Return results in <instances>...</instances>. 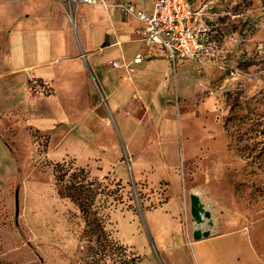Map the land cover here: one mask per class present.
<instances>
[{
	"label": "rangeland",
	"instance_id": "1",
	"mask_svg": "<svg viewBox=\"0 0 264 264\" xmlns=\"http://www.w3.org/2000/svg\"><path fill=\"white\" fill-rule=\"evenodd\" d=\"M191 1L205 8L204 18L231 56L211 66L179 62L177 75L186 83L162 97L166 127L160 141L167 155L178 152L171 177L164 179L161 173L133 176L135 154L127 152L119 130L118 152L106 162L99 153L84 160L78 144L73 146L70 140L84 133L78 119L52 130L33 126V110L39 106L48 114L44 99L54 88L35 76L22 83L4 64L0 41V264H175L146 221L172 195L182 203L188 249L187 259L181 262V255L178 261L199 264L192 249L191 193H199L211 211L212 224L204 227L211 230L209 264H264V0ZM64 3L71 14V3ZM101 105L108 104L102 99ZM139 105L138 116L148 105L135 95L125 112ZM73 180L93 188L90 224L77 202L60 194V186ZM120 213L141 219L146 242L132 244L118 235ZM96 216L106 231L97 228ZM159 222L162 229V218Z\"/></svg>",
	"mask_w": 264,
	"mask_h": 264
},
{
	"label": "crops",
	"instance_id": "2",
	"mask_svg": "<svg viewBox=\"0 0 264 264\" xmlns=\"http://www.w3.org/2000/svg\"><path fill=\"white\" fill-rule=\"evenodd\" d=\"M118 1L74 3L69 14L64 0H0L2 60L22 83L35 76L54 88L44 99L48 103V114L41 113L39 106L33 110L30 117L33 126L52 130L78 119V128L84 135L73 137L70 140L73 146L78 144L84 160L87 154L99 153L106 162H111L118 152L116 132L119 130L127 152L135 154L131 161L133 176L148 179L161 173L159 178L164 179L166 174L171 177L178 152L167 155L164 149L167 145L160 141L166 127L162 123V97L171 95L176 84L181 90L186 83L177 75L179 62H197L179 59L174 64L160 49L147 54L141 31L145 23L117 6L103 3ZM129 1H133L136 8L141 7L140 0ZM144 1L146 10L152 12L155 0ZM220 42L224 53L217 62H227L230 50ZM139 54L143 59L136 62ZM115 60L120 64L117 67L112 65ZM22 94L29 96L25 84ZM135 95L148 105L139 116L135 111L141 109L140 105L133 113L125 112ZM102 99L108 104L105 108L101 105ZM147 131L154 132L158 137L156 142L146 135ZM135 147L140 149L136 152ZM117 171L121 178L127 176L124 166L118 165ZM181 205V200L172 195L162 202L161 208L146 214L149 230H153L166 258L177 260L175 264L184 262L185 255L188 257L183 241ZM117 223L118 235L123 240L132 244L146 242L138 216L120 213ZM192 243L198 263L209 264L212 241L203 238L194 239Z\"/></svg>",
	"mask_w": 264,
	"mask_h": 264
},
{
	"label": "built area",
	"instance_id": "3",
	"mask_svg": "<svg viewBox=\"0 0 264 264\" xmlns=\"http://www.w3.org/2000/svg\"><path fill=\"white\" fill-rule=\"evenodd\" d=\"M68 1L71 3V11L74 3H98V0ZM140 1V8H136L135 3L129 0L103 3L117 6L125 14L135 16L145 23L141 31L147 54L160 49L174 64L179 59L207 64L223 57L224 48L217 39L215 26L204 18V7L196 9L191 0H155L153 11L148 12L145 1ZM142 59L143 55L139 54L135 61L141 62ZM113 64L120 65L117 60Z\"/></svg>",
	"mask_w": 264,
	"mask_h": 264
},
{
	"label": "trees",
	"instance_id": "4",
	"mask_svg": "<svg viewBox=\"0 0 264 264\" xmlns=\"http://www.w3.org/2000/svg\"><path fill=\"white\" fill-rule=\"evenodd\" d=\"M193 3V2H192ZM65 172L62 174L61 181L64 180ZM93 188L90 186V183L83 180H73L68 183L62 184L60 186V194L64 196H70L77 204L79 205L82 213L86 216L88 223H91L90 218V202L92 200ZM96 194V193H95ZM95 194L93 196H95ZM97 219V228L100 227L101 230L106 231L105 221L102 217H94L93 220Z\"/></svg>",
	"mask_w": 264,
	"mask_h": 264
},
{
	"label": "water",
	"instance_id": "5",
	"mask_svg": "<svg viewBox=\"0 0 264 264\" xmlns=\"http://www.w3.org/2000/svg\"><path fill=\"white\" fill-rule=\"evenodd\" d=\"M18 194V193H17ZM191 214L195 217L196 224L193 230V238L196 240L207 238L211 234V230L209 228H204L206 223L212 224L211 221V211L206 208L204 202L201 200L199 193H191ZM17 207H19L18 203V195H17ZM206 218L208 220H206Z\"/></svg>",
	"mask_w": 264,
	"mask_h": 264
}]
</instances>
